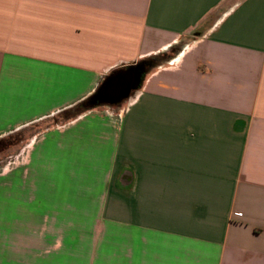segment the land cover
Instances as JSON below:
<instances>
[{
	"label": "crops",
	"instance_id": "obj_1",
	"mask_svg": "<svg viewBox=\"0 0 264 264\" xmlns=\"http://www.w3.org/2000/svg\"><path fill=\"white\" fill-rule=\"evenodd\" d=\"M13 134L0 264H264V0H0Z\"/></svg>",
	"mask_w": 264,
	"mask_h": 264
},
{
	"label": "water",
	"instance_id": "obj_2",
	"mask_svg": "<svg viewBox=\"0 0 264 264\" xmlns=\"http://www.w3.org/2000/svg\"><path fill=\"white\" fill-rule=\"evenodd\" d=\"M142 63L130 66L131 69L140 68ZM145 73H142L136 87L133 86V76L130 72L110 77L103 87L104 97L102 99L93 98V103H105L111 106H117L127 101L132 92L140 88Z\"/></svg>",
	"mask_w": 264,
	"mask_h": 264
},
{
	"label": "rangeland",
	"instance_id": "obj_3",
	"mask_svg": "<svg viewBox=\"0 0 264 264\" xmlns=\"http://www.w3.org/2000/svg\"><path fill=\"white\" fill-rule=\"evenodd\" d=\"M174 52H177V48L173 50ZM156 62V61H155ZM159 62V61H158ZM21 145V140L18 139V137L13 134L10 138L8 137L5 142L0 144V198L2 194L1 190V179L5 178L7 173H10L15 169L16 166V149L18 146ZM19 162H22V158L19 159ZM1 200V199H0ZM0 211H1V201H0ZM1 226H4V223L0 222V229ZM12 227L9 228H15V224L12 223Z\"/></svg>",
	"mask_w": 264,
	"mask_h": 264
},
{
	"label": "trees",
	"instance_id": "obj_4",
	"mask_svg": "<svg viewBox=\"0 0 264 264\" xmlns=\"http://www.w3.org/2000/svg\"><path fill=\"white\" fill-rule=\"evenodd\" d=\"M154 64V62H153ZM131 69L130 66L128 67H125V68H120V69H117V70H114L108 77H106L104 79V81L102 82V84L99 86V88L97 89L96 93L89 99H87L85 102L82 103V107L85 108V109H91L95 106H98V105H101V104H104V103H93L92 102V99L93 98H96V99H102L104 97V93H103V87H104V84L106 83V81L112 77V76H115V75H118V74H122V73H125L127 70ZM147 69H143L141 74L139 75V79L141 78V75L142 73H145ZM139 81V80H138ZM138 81L137 83L134 85V87H136L138 85ZM11 137V136H10ZM9 137V138H10ZM8 138V137H7ZM7 138H4V139H0V144L3 142H5V140H7Z\"/></svg>",
	"mask_w": 264,
	"mask_h": 264
},
{
	"label": "flooded vegetation",
	"instance_id": "obj_5",
	"mask_svg": "<svg viewBox=\"0 0 264 264\" xmlns=\"http://www.w3.org/2000/svg\"><path fill=\"white\" fill-rule=\"evenodd\" d=\"M153 65V61H146L144 63H142V65L140 66V68L137 69H129L127 70L125 73L122 74H118L119 75H124L128 72H130L133 76V86L137 83V81L139 80V75L141 74L143 69H147L149 66ZM116 76V75H115Z\"/></svg>",
	"mask_w": 264,
	"mask_h": 264
}]
</instances>
